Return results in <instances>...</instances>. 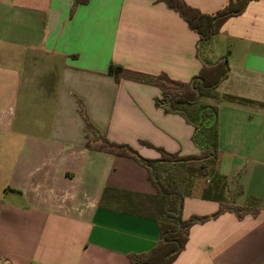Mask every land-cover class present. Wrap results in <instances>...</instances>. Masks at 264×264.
Listing matches in <instances>:
<instances>
[{
	"label": "crops",
	"instance_id": "1",
	"mask_svg": "<svg viewBox=\"0 0 264 264\" xmlns=\"http://www.w3.org/2000/svg\"><path fill=\"white\" fill-rule=\"evenodd\" d=\"M183 1L204 14L228 2ZM71 6L0 0V264H130V255L150 251L160 239L156 222L129 212L127 198H102L105 188L154 194L148 170L87 149L86 135L94 134L80 109L98 134L145 159L160 155L140 141L197 155L193 126L155 105L159 88L116 82L108 67L188 82L203 63L222 59L228 72L216 97L200 104L218 110L226 201L258 213L238 219L226 212L193 225L171 264H264V0L228 19L204 56L198 35L164 3L89 0L72 13ZM217 209L215 201L185 196L182 217Z\"/></svg>",
	"mask_w": 264,
	"mask_h": 264
},
{
	"label": "trees",
	"instance_id": "2",
	"mask_svg": "<svg viewBox=\"0 0 264 264\" xmlns=\"http://www.w3.org/2000/svg\"><path fill=\"white\" fill-rule=\"evenodd\" d=\"M89 0H72L71 13L79 4ZM164 3L175 11L187 24L188 28L199 37L200 44L209 42L218 34L223 24L232 17L241 15L251 0H228L227 4L213 14H204L187 5L183 0H153ZM228 72L226 59L213 64L203 63L200 71L188 82L170 79L167 75H148L110 64L108 74L116 82L129 78L141 83L151 84L160 89V98L154 103L166 114H177L194 128L192 141L199 148L197 155L179 156L168 153L162 148L140 141L141 145L159 153L157 159H145L128 144L109 141L97 133L88 121L85 112L80 109L85 129L94 134L86 135L85 147L90 150L110 153L135 160L148 170L149 180L155 187L154 194L119 192L105 188L102 198L112 194L116 198H127L128 211L156 222L160 239L148 252L130 255V264H171L185 248L190 228L202 224L219 215L229 212L238 219L258 211L226 201V176L219 172L218 161V110L215 106L200 104L201 98L216 97L215 88ZM223 100L239 104H252L247 99L225 95ZM185 196L198 197L215 201L218 209L211 215H191L184 219L182 207Z\"/></svg>",
	"mask_w": 264,
	"mask_h": 264
},
{
	"label": "rangeland",
	"instance_id": "3",
	"mask_svg": "<svg viewBox=\"0 0 264 264\" xmlns=\"http://www.w3.org/2000/svg\"><path fill=\"white\" fill-rule=\"evenodd\" d=\"M211 44H203L200 48L201 54L202 56L206 55V52L211 48ZM215 56L218 55V49L216 47V51H215ZM17 98V97H16ZM11 112H13L14 114L17 113V100H14L12 107H11ZM4 123V122H3Z\"/></svg>",
	"mask_w": 264,
	"mask_h": 264
}]
</instances>
